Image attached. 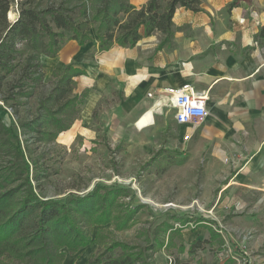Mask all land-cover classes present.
<instances>
[{
    "label": "trees",
    "instance_id": "1",
    "mask_svg": "<svg viewBox=\"0 0 264 264\" xmlns=\"http://www.w3.org/2000/svg\"><path fill=\"white\" fill-rule=\"evenodd\" d=\"M15 3L19 16L13 22L8 12ZM200 3L146 0L137 7L131 0H0V264H63L67 252L75 254L88 245L99 251L87 264H155V253L170 247L172 233L182 236V229L174 230L169 221L151 234L147 231L143 245L115 239L104 244L102 229L93 236L95 226L111 224L112 233L134 225L138 208L118 201L129 196L119 186L96 185L85 195L48 197L47 184L58 173L57 139L81 118L86 97V91L76 92L75 78L86 72L68 64L46 82L41 57L57 56L69 40L80 46L96 40L99 52L131 48L154 32L164 35L158 45L162 48L174 35L176 9L197 11ZM180 225L186 227L185 221ZM209 229V239L192 241L188 250L181 242L179 252L194 256L221 237ZM116 249L121 253L112 255ZM234 261L230 257L224 264ZM166 264L195 263L175 258Z\"/></svg>",
    "mask_w": 264,
    "mask_h": 264
},
{
    "label": "crops",
    "instance_id": "2",
    "mask_svg": "<svg viewBox=\"0 0 264 264\" xmlns=\"http://www.w3.org/2000/svg\"><path fill=\"white\" fill-rule=\"evenodd\" d=\"M131 1L137 7L146 3ZM233 1L201 0L197 11L178 7L174 35L162 48L158 45L164 35L154 32L134 47L114 46L103 52L97 50L96 40L85 46L69 40L57 56L42 55L41 59L44 67L51 64L62 69L74 64L86 72L75 78L76 91L86 89L84 111H91L114 83L123 97L126 121L138 130L156 124L160 111H154V122L147 127L139 128L138 121L148 110H155L159 91L191 84L206 94L209 116L195 131V143L208 149L204 172L209 183L219 187V196L230 191L244 199L247 194L251 198L247 207L264 209V35H260L264 0H237L229 8ZM241 18L244 23L239 22ZM83 76L87 82L80 80ZM176 124L185 131L187 126ZM75 130L73 126L62 133L70 137ZM200 233L194 240L210 238ZM83 250L94 254L98 246ZM80 253L67 252L63 264H78ZM220 259L213 264H224ZM185 262L211 264L202 256ZM161 263H166L165 258Z\"/></svg>",
    "mask_w": 264,
    "mask_h": 264
},
{
    "label": "rangeland",
    "instance_id": "3",
    "mask_svg": "<svg viewBox=\"0 0 264 264\" xmlns=\"http://www.w3.org/2000/svg\"><path fill=\"white\" fill-rule=\"evenodd\" d=\"M10 12L13 21L19 14L16 3ZM86 17L90 18L89 10ZM44 69L45 81L50 82L57 68L50 64ZM80 80L87 82L85 76ZM122 102V94L114 83L91 111L83 110L84 101V113L72 125L76 127L74 135L62 133L57 139L54 152L58 173L47 184L48 197L85 195L96 185L119 186L129 196H119L118 201L138 208L134 225L112 233L108 232L113 228L111 224L95 226L93 236L102 229L104 244L115 239L143 245L147 231L151 234L160 223L169 221L174 230L182 229V236L172 233L170 247H161L155 253V264H162L164 258L166 263L175 258L194 262L199 256L211 264L218 258L223 263L230 257L235 260L230 264H264V209L247 207L251 201L247 194L244 199L240 193L230 191L219 196V187L209 183L204 172L208 149L195 143L196 130L189 126L180 130L172 107L167 106L162 112L161 103L137 120L139 128L147 127L154 122V111H161L156 124L138 130L126 121ZM29 106L23 109L28 110ZM186 134L190 137L186 138ZM184 221L186 227L180 225ZM209 228L221 237L213 239L194 256L187 250L179 252L177 246L182 242L188 248L200 231L210 237ZM168 238L166 232L165 243ZM79 251L78 264H87L99 249L94 254ZM120 253L116 249L111 254Z\"/></svg>",
    "mask_w": 264,
    "mask_h": 264
},
{
    "label": "built area",
    "instance_id": "4",
    "mask_svg": "<svg viewBox=\"0 0 264 264\" xmlns=\"http://www.w3.org/2000/svg\"><path fill=\"white\" fill-rule=\"evenodd\" d=\"M239 22L244 23L245 18H241ZM157 94L155 108L159 107V103L162 104V109L166 106L173 107L176 111L175 120L179 125L197 130L209 116L207 95L198 92L191 84L170 86ZM148 95L153 96V93ZM185 137L189 138L190 134H186Z\"/></svg>",
    "mask_w": 264,
    "mask_h": 264
},
{
    "label": "bare ground",
    "instance_id": "5",
    "mask_svg": "<svg viewBox=\"0 0 264 264\" xmlns=\"http://www.w3.org/2000/svg\"><path fill=\"white\" fill-rule=\"evenodd\" d=\"M9 14H8V16L11 18L12 16H14L13 15V13H11V12H8Z\"/></svg>",
    "mask_w": 264,
    "mask_h": 264
},
{
    "label": "water",
    "instance_id": "6",
    "mask_svg": "<svg viewBox=\"0 0 264 264\" xmlns=\"http://www.w3.org/2000/svg\"><path fill=\"white\" fill-rule=\"evenodd\" d=\"M18 16H19V14H18ZM17 18H18V17H17ZM17 18H16V19H14V20H13V22H14V21H16V20H17ZM9 19L11 20V18H10V17H9ZM11 21H12V20H11Z\"/></svg>",
    "mask_w": 264,
    "mask_h": 264
}]
</instances>
